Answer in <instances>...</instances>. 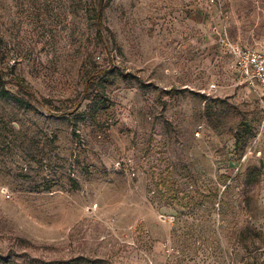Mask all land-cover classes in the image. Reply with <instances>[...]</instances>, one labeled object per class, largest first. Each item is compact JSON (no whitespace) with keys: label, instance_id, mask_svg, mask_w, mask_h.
Here are the masks:
<instances>
[{"label":"rangeland","instance_id":"obj_1","mask_svg":"<svg viewBox=\"0 0 264 264\" xmlns=\"http://www.w3.org/2000/svg\"><path fill=\"white\" fill-rule=\"evenodd\" d=\"M222 31L264 54V0H0V264H264V105Z\"/></svg>","mask_w":264,"mask_h":264},{"label":"built area","instance_id":"obj_2","mask_svg":"<svg viewBox=\"0 0 264 264\" xmlns=\"http://www.w3.org/2000/svg\"><path fill=\"white\" fill-rule=\"evenodd\" d=\"M215 0H210L214 3ZM220 43L234 59V66L247 87L257 95L264 105V54L256 49L242 47L231 43L226 33L220 36ZM10 198L9 191L1 193Z\"/></svg>","mask_w":264,"mask_h":264},{"label":"trees","instance_id":"obj_3","mask_svg":"<svg viewBox=\"0 0 264 264\" xmlns=\"http://www.w3.org/2000/svg\"><path fill=\"white\" fill-rule=\"evenodd\" d=\"M101 9H102V4L100 3L99 6H98V10H97V15H96V22H97V25L99 26L100 22H101ZM102 72H105V71H102ZM12 84L16 85V86H19L22 90H24L28 95H30V97H32L35 101L39 102L35 97H33V94L31 92H29L28 88L23 85L22 83L18 82L17 80H12L11 81ZM2 96H7V95H3L2 93Z\"/></svg>","mask_w":264,"mask_h":264},{"label":"crops","instance_id":"obj_4","mask_svg":"<svg viewBox=\"0 0 264 264\" xmlns=\"http://www.w3.org/2000/svg\"><path fill=\"white\" fill-rule=\"evenodd\" d=\"M220 30L216 31L215 33L218 35V33L220 34ZM223 32V31H222ZM211 34V33H210ZM226 49V48H225ZM228 52V51H227ZM238 72V71H237ZM239 73V72H238ZM240 75V74H239Z\"/></svg>","mask_w":264,"mask_h":264}]
</instances>
